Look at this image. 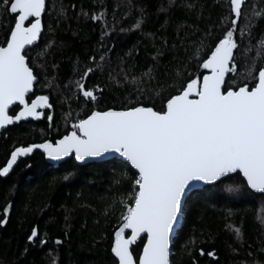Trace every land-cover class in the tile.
<instances>
[{
  "label": "snow or ice",
  "instance_id": "snow-or-ice-1",
  "mask_svg": "<svg viewBox=\"0 0 264 264\" xmlns=\"http://www.w3.org/2000/svg\"><path fill=\"white\" fill-rule=\"evenodd\" d=\"M46 7L47 0H0V21L11 20L0 39V129L22 120L53 119L46 111L53 108L50 94H36L35 88L41 77L44 86L52 88L49 77L57 78L59 65L53 62L54 72H49L47 59L37 62L30 56L40 48ZM222 7V19L207 27L199 0L162 3L157 9L166 20L161 29L172 28L171 39L147 30L143 0L82 9L78 18L99 27L98 43L85 57H77L56 85L73 94L70 99L78 111L69 108L65 131L55 140L15 147L0 166V177L37 149L51 162L116 159L126 170H134L130 192L118 201L110 243L113 264H171L174 229L195 196L221 186L230 199L245 193L264 195V32L256 38L264 21V0L259 7L249 0H223ZM177 8L185 12L183 22L171 20ZM60 15L66 16V10ZM117 35L140 39L114 52L117 46L110 41ZM141 45L151 53L143 70L134 62ZM56 48L55 41H45L41 52L47 56ZM242 53L247 54L243 67L237 60ZM165 58L175 69L169 74L171 84L161 79ZM193 62L195 73L188 72ZM97 76L108 77L127 93L120 107L100 106L104 89L88 84ZM116 203L113 200L112 206ZM8 213L9 207H4L0 226ZM259 220L264 225V205ZM228 228L237 242L233 250L238 251L242 229L231 224ZM27 241L48 243L37 226ZM52 242L62 243L59 238ZM133 245L139 249L135 254ZM207 255L215 258L214 250Z\"/></svg>",
  "mask_w": 264,
  "mask_h": 264
},
{
  "label": "trees",
  "instance_id": "trees-1",
  "mask_svg": "<svg viewBox=\"0 0 264 264\" xmlns=\"http://www.w3.org/2000/svg\"><path fill=\"white\" fill-rule=\"evenodd\" d=\"M120 2L47 0L42 19L44 31L38 41L40 48L33 49L30 56L36 58L37 62L47 59L49 72H54L51 68L53 62L59 65L57 78L49 77L52 88L44 86L43 77L35 88L36 94H50L53 108L47 111H51L53 119L49 122L45 116L7 128L0 135V166L6 164L15 147L55 140L64 133L69 108L74 112L78 108L70 99L73 94L62 91L56 85L64 81L76 58H83L93 51L99 40L98 25L78 18L77 14L82 9L91 11L100 3L111 8ZM143 2L149 14L147 30L157 32L161 39H171L173 29L162 32L161 25L166 20L163 14L157 12L167 0ZM199 3L205 26L211 27L222 19L223 0H199ZM249 3L259 7L260 0H249ZM61 9L66 10V16L60 15ZM184 19L182 8L173 11V22H183ZM10 23V18L0 21V39L6 33L5 25ZM262 32L264 21L256 30V38H260ZM139 39V35H117L110 43L116 44L115 52L130 48ZM45 41H55L57 44L56 50L47 56L41 52ZM148 48H151V44ZM150 55V51L141 45L140 55L134 61L139 69L143 70L149 63ZM246 55L242 53L237 56L241 67ZM169 60L165 58L162 62L161 79L171 84L169 74L175 69ZM36 70L39 71V68ZM196 71L193 62L188 72ZM88 84H99L104 89L101 107L118 108L121 106L120 100L127 95L110 84L106 76L93 77ZM132 171L126 170L116 159L78 165L69 158L58 165H49L40 152L20 159L6 176L0 177V218H4L3 208L9 207L6 223L0 226V264H53V258L56 264H113L110 243L118 219V201L131 190ZM113 200L117 202L115 206H112ZM262 205L264 195L245 193L230 199L222 186L212 189L210 194L193 197L172 239L171 264H248L249 261L264 264V225L259 220ZM229 224L242 229L243 243L238 251L233 250L237 242L228 228ZM33 226H37L40 235L48 240L46 245L28 243L27 236ZM55 238L62 243L54 244L52 241ZM133 249L134 254L139 250L137 245ZM200 249H203L204 255H200ZM213 250L215 258L207 255Z\"/></svg>",
  "mask_w": 264,
  "mask_h": 264
},
{
  "label": "water",
  "instance_id": "water-1",
  "mask_svg": "<svg viewBox=\"0 0 264 264\" xmlns=\"http://www.w3.org/2000/svg\"><path fill=\"white\" fill-rule=\"evenodd\" d=\"M43 19V18H42ZM47 111V110H46ZM29 121H31V119H28V120H22V121H20L19 123H22V122H29ZM16 124V123H15ZM14 125V124H13ZM13 125H9V126H7L6 128H3V129H0V135L7 129V128H9V127H11V126H13ZM35 152H40L41 154H43L42 153V151L41 150H34V152L33 153H35ZM32 153V154H33ZM32 154H30V155H32ZM30 155H28V156H25V157H21V158H19L18 159V161L20 160V159H22V158H27V157H29ZM45 158V157H44ZM67 159H69V158H65V160H67ZM64 160V161H65ZM109 160H113V159H105V160H97V161H89V162H87V163H78V162H76L78 165H85V164H88V163H100V162H104V161H109ZM17 161V162H18ZM45 161H46V163L47 164H49V165H58V164H60V163H62L63 161H61V162H51V161H48L46 158H45ZM134 171V170H133ZM254 194H259V193H254ZM261 195V194H260ZM178 225H179V223L176 225V227H175V229H174V232H173V235H172V239H173V237H174V235H175V232H176V230H177V228H178ZM172 239H171V243H170V256H171V244H172ZM134 246V245H133Z\"/></svg>",
  "mask_w": 264,
  "mask_h": 264
}]
</instances>
